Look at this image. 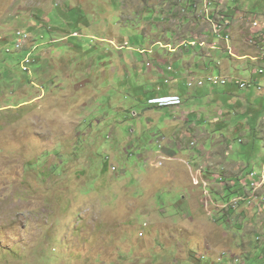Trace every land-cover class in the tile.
Instances as JSON below:
<instances>
[{
	"label": "rangeland",
	"instance_id": "374dc122",
	"mask_svg": "<svg viewBox=\"0 0 264 264\" xmlns=\"http://www.w3.org/2000/svg\"><path fill=\"white\" fill-rule=\"evenodd\" d=\"M255 1L0 0V264H264V137L206 83L262 67Z\"/></svg>",
	"mask_w": 264,
	"mask_h": 264
},
{
	"label": "crops",
	"instance_id": "0c3cea01",
	"mask_svg": "<svg viewBox=\"0 0 264 264\" xmlns=\"http://www.w3.org/2000/svg\"><path fill=\"white\" fill-rule=\"evenodd\" d=\"M260 2L264 3V0H262ZM229 9H230V7H229ZM234 14L235 13H232L231 16L233 17ZM252 14H253V16L254 15H260L261 16L263 14V17H259L262 19V18H264V9H263V12H261V13H252ZM203 15H205V14H203ZM237 18L236 19L233 18V23H235V24L238 23ZM255 19H257V18L255 17L254 19H252V20L250 19L249 21H253ZM196 20H197L198 25H202L203 23L210 21L209 19L207 21L206 18L196 19ZM241 20H242V18H241ZM181 22H182V20H179V21L175 20L174 21V23H177L178 25L181 24ZM193 33L194 32L190 33V37H192ZM260 42H261V44H259V47L252 49L256 53H258L260 51L259 48L261 46L264 47V40H263V43L261 40H260ZM216 56L218 57V55H216V53L214 52L213 57H216ZM247 57H250V56H247ZM254 58H255V56L251 57V60ZM262 64H264V62H259V65H262ZM261 75L263 76L264 74H261ZM232 87H233L232 89H230L229 91H226L228 94L223 95L222 100L225 98H228L227 105L231 108L230 111H234L235 113L239 112L240 115H246L242 119H240L238 125L235 127V129H233V131H235L237 133L245 132V133H249L250 136L257 135L256 138H263L264 137V126L263 127L262 126L261 127H255L256 126L255 122L257 119H259V123L264 121V98L262 96H259L253 90L239 91V90H237L238 88H236L235 85H232ZM263 90H264V85H263ZM253 96H255L256 98L254 99ZM227 113H228V115H230V112H227ZM214 122H216V120ZM192 125H196V124H193V122H192ZM202 136H204V135H200V137H202ZM209 153L210 152H208L206 154L208 155ZM204 158H205V161H207L209 159V158H207V156ZM239 164L240 163H238L237 165H239ZM243 264H246V262H244Z\"/></svg>",
	"mask_w": 264,
	"mask_h": 264
},
{
	"label": "clouds",
	"instance_id": "9594fccd",
	"mask_svg": "<svg viewBox=\"0 0 264 264\" xmlns=\"http://www.w3.org/2000/svg\"><path fill=\"white\" fill-rule=\"evenodd\" d=\"M224 1V0H223ZM225 3H227V1H225ZM192 9H195L196 8V6H192L191 7ZM208 9V8H207ZM222 16H226V14H223ZM227 17V16H226ZM228 18V17H227ZM218 19V21H214V23L215 24H217V23H219V21H220V19L219 18H217ZM230 21H231V23L233 22L232 21V19H230V18H228ZM258 21L259 22V25L261 26V24H263V22H264V18H262V19H255V21ZM208 21V20H207ZM212 21V20H211ZM210 21V22H211ZM254 21V20H253ZM210 25H211V32H212V37L210 38V42H208L209 41V37H207V36H205V35H203V37L204 38H206V40L205 41H207L208 43H206L207 45H208V47H209V49L211 50V49H213L212 51H214V50H216L217 48H219V49H223V48H220V46H219V42L220 41H222L221 39H218L217 38V35L214 33V29H213V25L210 23ZM21 33V32H20ZM233 33V32H232ZM252 36L250 37V40H251V38H253L252 39V41H250V42H253V40H254V36H255V38L256 39H258V41L257 42H253L254 44H256V43H259L260 42V40L262 41V43H263V40H264V29L262 30V31H257L256 29H254L252 32ZM16 34H17V32H16ZM22 34H25V33H22ZM26 35V34H25ZM27 36V35H26ZM16 37H17V40H16V42H15V45H16V43H17V41H18V39H19V37L16 35ZM231 38H232V35H231ZM27 39H28V36H27ZM26 39V40H27ZM191 39L192 40H190V41H187V40H184V41H182V43L180 44V46H185V43L186 42H194V38L193 37H191ZM26 40H24V41H26ZM24 41L22 42V46H21V48L20 49H16L15 48V45H14V49L15 50H17V51H20V50H22V48H23V46H24ZM214 41V42H213ZM224 42V41H223ZM226 43V42H225ZM261 43V42H260ZM214 44V47L213 48H211V46ZM227 44V47H226V50H229L230 49V46L228 45V44H230V42L229 43H226ZM259 45V44H258ZM189 47V46H188ZM197 47V46H196ZM199 47V46H198ZM189 48H191V47H189ZM195 48V47H194ZM200 48V47H199ZM193 49V48H192ZM264 48L261 46L260 47V51L259 52H261V55H259L258 57H255L254 59H252V60H259V62H264L261 58H262V54H263V52H262V50H263ZM229 53H230V55H232V52L231 51H228ZM29 56V55H28ZM210 57L211 58H213V53H211V55H210ZM246 58V57H245ZM26 60V59H25ZM25 60H24V62L22 63V65H24V63H25ZM217 65H219V63L217 64ZM261 66H264V64H262ZM23 69V68H22ZM254 74V72H252L251 73V78L248 80V81H250L251 79H257V80H259V78L258 77H256V78H252V75ZM210 76H213V77H219V78H221V79H226V81H227V84L226 85H222V86H224V87H226V86H228L229 84H232V83H234L233 82V80L234 79H229L228 77H224V76H214V75H209V76H207V77H210ZM199 80V79H198ZM197 80V81H198ZM197 81L195 82L196 83V85H197ZM239 81H243V80H239ZM232 85H235L237 88H238V90L239 91H247V90H253L254 92H256L259 96H262L263 98H264V95H262V94H260V93H258L256 90H254V89H245V90H242V89H239V87L234 83V84H232ZM212 86V85H211ZM198 87V86H197ZM205 87V86H204ZM213 87H216V86H213ZM201 88V87H200ZM174 97H176V96H168V97H163V98H158V99H152V100H150L149 101V103L151 104V105H157V106H159V107H177V106H180L181 105V103H182V100H181V98H179V97H177V98H179L180 99V101H181V103L179 104V105H161L160 104V100L161 99H165V98H174ZM152 101H156L155 103H152ZM242 142V141H241ZM253 176H256V174H251L250 175V177L252 178ZM261 178H262V176H261ZM264 178V177H263ZM253 180V179H252ZM231 189H232V187H231ZM248 199L247 198H242V197H234V196H232V198H231V200L230 201H232V202H235V201H247ZM229 201V202H230Z\"/></svg>",
	"mask_w": 264,
	"mask_h": 264
},
{
	"label": "built area",
	"instance_id": "2783aa9c",
	"mask_svg": "<svg viewBox=\"0 0 264 264\" xmlns=\"http://www.w3.org/2000/svg\"><path fill=\"white\" fill-rule=\"evenodd\" d=\"M206 1L210 2V0H206ZM206 8H207V6H206ZM230 23H231V21L226 16H222L220 18L219 23H218V29H214V33L217 35V38L221 39L222 41H224L226 43H229L231 40L232 32L230 29ZM16 35L19 37V39L16 43V49H19V44H22V36H25V34L17 32ZM205 45H206V43L204 41H202L201 43H199L197 45L195 42H186L185 43V47L189 46L191 48H194L196 46L202 47ZM213 47H214V44L211 46V48H213ZM228 51H230V49ZM261 59L264 61V53L262 54ZM27 63H28V60L26 59L24 65H23V70H26L25 65ZM262 67H264V66H262ZM233 82H235V81L233 80ZM263 83H264V75L262 77H260L259 80L251 79V86L249 87V89H254L258 93L264 95ZM189 86H191V83L189 84ZM155 102L156 101H152V103H155ZM177 102H181L180 99L177 97L168 98V99L165 98V99L160 100L161 105H169L170 103H177Z\"/></svg>",
	"mask_w": 264,
	"mask_h": 264
},
{
	"label": "bare ground",
	"instance_id": "6f19581e",
	"mask_svg": "<svg viewBox=\"0 0 264 264\" xmlns=\"http://www.w3.org/2000/svg\"><path fill=\"white\" fill-rule=\"evenodd\" d=\"M206 8V6H205ZM218 25L217 24H213V29H216V26ZM259 27V28H258ZM252 28L253 29H257L262 31L264 29V22L263 24H261V26L259 25V22L256 20L252 21ZM27 39V36H22V42L24 40ZM22 44H19V49L21 48ZM15 48H16V45H15ZM264 53V52H263ZM261 74H264V67H261L260 69L256 70V72H254V75H256L258 78L262 77ZM206 83H209L210 85L212 86H218V85H226L227 84V81L226 79H221L219 77H213V76H210V77H207L206 78ZM238 87L239 89H242V90H245V89H249V87L251 86V80L250 81H239V80H236L234 82ZM242 84H245L246 87H241ZM205 85V81L204 80H198L197 81V86L198 87H203ZM264 85V83H263ZM192 86V84H191ZM181 102H177V103H170L169 105H179Z\"/></svg>",
	"mask_w": 264,
	"mask_h": 264
},
{
	"label": "trees",
	"instance_id": "16d2710c",
	"mask_svg": "<svg viewBox=\"0 0 264 264\" xmlns=\"http://www.w3.org/2000/svg\"><path fill=\"white\" fill-rule=\"evenodd\" d=\"M226 190H231V188H226ZM232 193H233V192H230V194H232ZM230 194H229V195H230ZM231 198H232L231 196H223V197H222V199H223L224 201H227V200L230 201ZM229 201H228V202H229Z\"/></svg>",
	"mask_w": 264,
	"mask_h": 264
}]
</instances>
